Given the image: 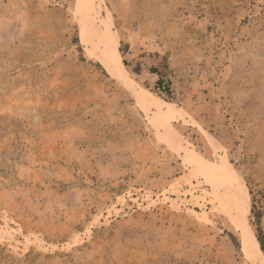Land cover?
Instances as JSON below:
<instances>
[{
	"label": "rangeland",
	"instance_id": "rangeland-1",
	"mask_svg": "<svg viewBox=\"0 0 264 264\" xmlns=\"http://www.w3.org/2000/svg\"><path fill=\"white\" fill-rule=\"evenodd\" d=\"M94 7L0 0V264H264L225 177L262 249L264 0ZM109 22L136 87L105 63ZM137 87L183 114L158 123Z\"/></svg>",
	"mask_w": 264,
	"mask_h": 264
},
{
	"label": "bare ground",
	"instance_id": "bare-ground-1",
	"mask_svg": "<svg viewBox=\"0 0 264 264\" xmlns=\"http://www.w3.org/2000/svg\"><path fill=\"white\" fill-rule=\"evenodd\" d=\"M83 1V6L88 8L89 11H94V2L95 0H82ZM100 23V22H99ZM96 21V18H93V26L97 32H100V24ZM110 24V22H109ZM111 24L108 27L109 34L111 35L113 39V44L110 46V51H111V60L105 61L108 69L111 71V73L118 77L119 79L122 80H128L129 85L132 87H136V84L130 80V77L128 76V71L126 67L123 65L121 57L118 53L117 50V45L116 42H114L115 37L112 36V31L110 29ZM118 44V43H117ZM136 90V97L140 103V105L143 108L146 109H151L152 107H155L157 110V121L158 123H162L163 119L167 120H176L179 116L183 114L182 110L175 106L172 103H167V102H162L160 100H156L152 98L150 95L149 91L144 88H135ZM163 105H169V109H164ZM225 177L228 181L229 186L232 189L231 196L228 198L230 202H232L236 210L239 213V216L237 217V222L241 227H243L245 234H246V239L247 242L251 244L253 247V251L250 252L249 254L252 255L251 258L253 260L259 259L260 261L264 262V253L262 249L260 248L255 236L253 233L250 231L249 223L247 221V207H248V197H249V192L244 185L243 181H241L240 177H238L235 172L234 168L231 166L230 163H227V169L225 171Z\"/></svg>",
	"mask_w": 264,
	"mask_h": 264
},
{
	"label": "trees",
	"instance_id": "trees-1",
	"mask_svg": "<svg viewBox=\"0 0 264 264\" xmlns=\"http://www.w3.org/2000/svg\"><path fill=\"white\" fill-rule=\"evenodd\" d=\"M125 65H128V63L125 61ZM150 72L153 74H158L159 77L155 82L154 89L151 91L162 97L168 102H174V90L172 89V80L168 78L167 75L164 73H161L157 67H151ZM262 245V250L264 252V245Z\"/></svg>",
	"mask_w": 264,
	"mask_h": 264
}]
</instances>
